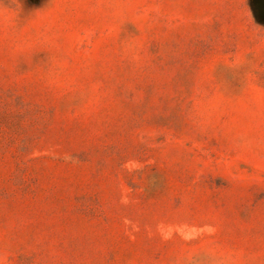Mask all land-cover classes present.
I'll return each mask as SVG.
<instances>
[{
	"label": "rangeland",
	"instance_id": "374dc122",
	"mask_svg": "<svg viewBox=\"0 0 264 264\" xmlns=\"http://www.w3.org/2000/svg\"><path fill=\"white\" fill-rule=\"evenodd\" d=\"M0 264H264V0H0Z\"/></svg>",
	"mask_w": 264,
	"mask_h": 264
}]
</instances>
